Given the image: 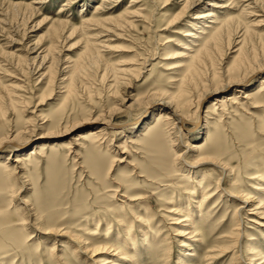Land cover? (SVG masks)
Masks as SVG:
<instances>
[{
  "label": "rangeland",
  "instance_id": "374dc122",
  "mask_svg": "<svg viewBox=\"0 0 264 264\" xmlns=\"http://www.w3.org/2000/svg\"><path fill=\"white\" fill-rule=\"evenodd\" d=\"M182 2L0 0V140L29 137L19 149L0 148V239L5 247L13 244L11 253L0 250V264H54V243L53 254L65 264H122L127 251L136 254V264H253L251 249L264 253V208L256 205L264 191L255 190L264 182V87L258 92L264 71L246 85L221 89L243 75L245 68L235 65L243 53L264 68V0H200L197 9L185 12ZM217 2L227 6L214 9L215 23L227 21L219 51L213 42H202L209 31L192 20ZM189 31L193 38L185 37ZM199 46L211 55L200 66L202 81L184 84ZM239 88L253 97L248 103L237 95ZM200 91L216 93L209 92L195 113ZM229 94L238 96L236 103L212 108ZM148 101L149 112L138 124L119 129ZM163 101L181 105L180 113L192 121L200 115L198 133L181 129L171 146L173 135L141 130V124L153 126L160 114L167 115L157 104ZM109 121L116 129L104 125ZM104 129L108 138L100 144L83 142V136ZM34 144L38 156L12 163ZM205 182L214 195L199 211ZM186 206L192 226L190 219L183 221ZM83 221L98 242H113L120 253L107 246L95 257L75 249L71 236ZM50 224L60 227L58 233L44 235ZM130 225L134 245L115 242L125 240ZM185 226L197 231L190 236ZM180 241L195 255L186 256L188 247L178 246ZM222 246L226 252H217ZM211 248L216 252L207 259Z\"/></svg>",
  "mask_w": 264,
  "mask_h": 264
},
{
  "label": "bare ground",
  "instance_id": "6f19581e",
  "mask_svg": "<svg viewBox=\"0 0 264 264\" xmlns=\"http://www.w3.org/2000/svg\"><path fill=\"white\" fill-rule=\"evenodd\" d=\"M217 1H222V0H217ZM183 12H185V11H189V10H194V9H197L199 6H200V0H183ZM225 8H227V6H225L224 5V3H221V2H217V3H214L211 7H209L208 9L209 10H203V11H201V12H197V13H194V16H193V18H192V20L195 22L194 24H195V26L196 27H198V24H202V27L203 28H207L208 29V31H209V33H207V34H204L205 35V39L202 41V42H204L205 40H208V41H211L210 43H212L213 42V44H214V47L215 48H219L221 45H220V42H222L223 40H221V38H222V33H223V28L225 27L224 26V24L227 22V21H225V22H223V21H221V22H219V23H215V21L214 20H217V18L215 17V14H214V12H215V10L214 9H225ZM201 9V8H200ZM61 11V10H60ZM128 14V13H127ZM179 18V17H178ZM179 20V19H178ZM213 20V21H212ZM175 21H177V19H175V20H173L171 23H170V25H172ZM231 21H232V19H231ZM130 22V21H129ZM129 22H124L123 23V25L125 24V25H128V24H130ZM206 23H209V24H211V25H213V26H210V27H208V25H206ZM228 24V23H227ZM66 25V24H65ZM122 25V24H121ZM122 25V26H123ZM118 26V25H117ZM118 27H120V25L118 26ZM85 29V28H84ZM238 29V28H237ZM125 30V29H124ZM204 31V30H203ZM74 32V31H73ZM228 32V31H227ZM236 32V31H235ZM83 33V32H82ZM229 33V32H228ZM227 33V34H228ZM234 33V32H233ZM244 34V33H243ZM238 35V34H237ZM230 36V35H229ZM185 37L186 38H193L194 37V35H193V33L192 32H186L185 33ZM242 40V39H241ZM229 41V40H228ZM226 43H227V41H226ZM229 43V42H228ZM202 44V43H201ZM211 45V44H210ZM91 46V45H90ZM203 46V45H202ZM200 47V48H198L197 49V51L195 52V55H193V56H191L190 58L191 59H193L194 60V64L192 65V66H189L186 70V76L184 77V79H186L185 81L183 80V82H184V84L185 83H188L189 81H193L194 82V84L195 85H197V81H202L201 80V75H202V73L200 74V66L203 64V65H205L204 64V62H206V60L208 59V61L210 60L209 58H210V54H209V51L206 49V47ZM205 46H207L206 45V43H205ZM212 46V45H211ZM228 46H229V44H228ZM95 47H98V46H96L95 45ZM208 48V47H207ZM214 48V49H215ZM95 49V48H94ZM209 49V48H208ZM213 49V48H212ZM242 49V48H241ZM54 50V49H53ZM222 50V49H221ZM49 51H50V49H49ZM48 51V52H49ZM217 51V50H216ZM218 51H219V49H218ZM217 51V52H218ZM51 52V51H50ZM49 52V53H50ZM237 52H238V50H237ZM95 53H98V52H95ZM220 53V52H219ZM44 54V53H43ZM48 54V53H47ZM205 54V55H204ZM222 54V53H221ZM237 54H239L240 55V53H237ZM45 55V54H44ZM249 54H245V53H243V57H241V59L238 61V62H236V66H237V69H239L241 66H243L244 68H245V71H244V73H243V75H240V79H238L237 77V81L235 80V82L233 81V83H232V81H230V83L228 84V82H227V84H225V85H223L222 87H221V89L222 90H226V89H230V88H232L234 85H237V86H243V85H246L250 80H252L253 78H255L256 76H258L259 75V73H261V72H263L264 71V68H257V66H254L255 65V63H257V60L258 59H255L254 57L253 58H249L250 56H248ZM43 57V56H42ZM252 57V56H251ZM261 57V56H260ZM263 57V56H262ZM45 58L46 57H44L43 58V61H45ZM221 59V58H220ZM43 61L41 62V63H43ZM52 62V61H51ZM41 63H40V65H41ZM219 64V63H218ZM258 64V63H257ZM260 64H262V63H259L258 64V67H259V65ZM77 65V64H76ZM263 65V64H262ZM261 65V66H262ZM180 67H182V66H177L176 67V69L177 68H180ZM214 67V66H213ZM232 67V66H231ZM74 67H72V69H73ZM76 69H75V71L77 70H79V69H81V65H77L76 67H75ZM218 68V67H217ZM72 69H70V70H72ZM224 69V68H223ZM229 70V69H228ZM233 70V69H232ZM80 71V70H79ZM224 71V70H223ZM72 72H73V70H72ZM213 72V71H212ZM217 72V71H216ZM228 72H230V71H228ZM232 73H233V71H232ZM75 75H76V73H75ZM205 75V74H204ZM217 75H219V74H217ZM221 75V74H220ZM242 76V77H241ZM219 78L221 77V76H218ZM224 77V76H223ZM231 77V76H230ZM229 77V78H230ZM68 79V78H67ZM222 78H220V80H221ZM219 80V79H218ZM224 80V79H223ZM222 80V81H223ZM231 80V79H230ZM62 82V81H61ZM216 82V81H215ZM190 83V82H189ZM188 83V84H189ZM192 83V82H191ZM200 83V82H199ZM209 83H211V81H209ZM208 83V84H209ZM222 83V82H221ZM224 83V82H223ZM222 83V84H223ZM259 83L261 84L260 86H259V91L258 92H261L262 91V88L264 87V76L259 80ZM180 84H181V82H180ZM212 84V83H211ZM218 84V83H217ZM219 84H220V82H219ZM218 84V85H219ZM221 84V85H222ZM10 85V84H9ZM8 85V88L9 87H12V86H9ZM62 85H63V83H62ZM70 85V84H69ZM181 85H183V84H181ZM190 85V84H189ZM204 85H205V83H204ZM204 85H203V87H204ZM216 85V84H215ZM75 86V85H74ZM192 86V85H191ZM181 87V89H182V87H184V86H180ZM207 87V86H206ZM208 87H209V85H208ZM215 87V86H214ZM13 88V87H12ZM69 88V87H68ZM185 88V87H184ZM197 88V87H196ZM190 89H191V87H190ZM12 90H14V88L12 89ZM186 91L187 90H189L188 89V87H187V89H185ZM192 90V89H191ZM190 90V91H191ZM200 90H201V88H200ZM209 90V89H208ZM211 90H212V88H211ZM218 90V89H217ZM217 90H215L216 92H217ZM190 91H189V93H190ZM202 91V90H201ZM200 91V92H201ZM7 92V91H6ZM12 92V91H11ZM68 92V91H67ZM178 92H179V90H178ZM177 92V93H178ZM204 92V91H203ZM210 92V91H209ZM204 92V93H202V95L200 96V97H198L199 99H198V101H197V107H196V112L195 113H198V111L200 110V104L203 102V100L210 94V93H216V92ZM247 92H249V91H247ZM247 92H245V91H243V88H239L238 90H237V95L239 94H241V95H243V100H246L245 102L246 103H248V101L250 100V98L252 97L251 95H250V93H247ZM181 94H182V92H180ZM252 93V92H251ZM180 94V95H181ZM7 95V94H6ZM237 95H235V94H229V95H227V96H224L223 98H222V100H220V99H215L214 100V102H212V108H215V107H223L224 108V106H226V103L227 104H234V103H236V101H235V99H236V97H238ZM178 96V95H177ZM177 96L176 97H171V99L174 101V99H176L177 98ZM253 98V97H252ZM11 99V98H10ZM193 100V99H192ZM254 100V99H253ZM252 100V101H253ZM256 100V99H255ZM140 100H138V101H136L135 100V104L137 103V102H139ZM151 103V102H150ZM221 103H223V104H221ZM149 104V101L147 102V104L146 103H144V105H143V103H142V105H141V111L139 112V115H137L134 119H132L131 121H129L128 122V124L125 126L124 124H121V125H118V127H119V129H121V130H124V129H127L128 128V126L130 125H135V124H138L139 123V121L142 119V118H144V115H146V113H148L149 111V108H150V104ZM157 104H159V106H160V109H162L163 111H167L166 112V116H164V115H159V117L158 118H156L155 119V124L153 125V126H149L148 125V122H145V123H143V124H141V126L140 127H142L141 128V130L143 129V130H147V132H150V131H152L153 132V130H155V131H157V132H161V135H163V137L165 136V138H167V137H169V135L171 134V135H173V139H170L169 140V142H170V145L171 146H173L174 144H175V142L177 141V140H179L180 139V135H182V133H181V129H183L185 132H187V133H190V132H193V131H196L197 132V130L199 129V127L201 126V116L200 115H198L197 114V116H196V119H195V121H192V120H190V117L188 118V116L186 115V114H183V113H180V109L182 108L181 107V105H179V104H177V105H174V106H172L171 104H172V102L171 101H169V102H165V101H163V102H160V103H157ZM220 104H221V106H220ZM257 104H259V103H257ZM172 107H171V106ZM254 105H255V103H254ZM259 107V106H258ZM231 110V109H230ZM213 111H214V109H213ZM165 114V113H164ZM188 114V113H187ZM112 115V114H111ZM215 116V115H214ZM127 123V122H126ZM174 124L176 125V126H174ZM106 127H114L115 129H116V127H115V125H113L112 123H110V121L108 122V123H105L104 124ZM116 125V126H117ZM90 129V128H89ZM106 129V128H105ZM98 130V131H96V132H93V133H91V135H89V136H83L82 137V140H83V142H86V143H98V144H100L105 138H108V129L107 130ZM112 129V128H111ZM139 129V128H138ZM172 130H175V131H173V132H171ZM137 131V130H136ZM176 131H178V133H179V136L177 135L178 133L176 132ZM21 132V131H20ZM155 133V132H154ZM177 133V134H176ZM198 133V132H197ZM132 135H135V133L133 132V133H131ZM166 134V135H165ZM159 135V134H158ZM150 137V136H149ZM29 137H27V136H25L24 134H23V136H22V134L20 135V134H17V135H14V136H9V137H6V138H4V139H2V140H0V148L2 149L3 147H12V149H19L21 146V144H20V142H24V141H26L27 139H28ZM130 141V140H129ZM134 142V141H133ZM25 143V142H24ZM104 143V142H103ZM102 143V144H103ZM126 143V142H125ZM38 145L37 144H34V145H32V148H29V149H27V150H22L19 154H17V156H16V158L12 161V163L14 164V165H21L22 163H24L25 161H27L28 159H30L31 158V155L32 156H38L39 155V152H38ZM124 148V147H123ZM11 149V148H10ZM42 149H44V148H42ZM195 150V146L194 147H192V150L191 151H193L194 152V150ZM123 150H125V148L123 149ZM199 150V149H198ZM26 153H30L29 155L30 156H26ZM121 153H124V152H121ZM11 155L9 154L8 156H7V160H9ZM175 156H176V158H175V160L176 159H178V155H176L175 154ZM3 157H4V155L3 154H1L0 155V160L1 159H3ZM92 159V158H91ZM115 159V158H114ZM159 161H160V159H159ZM116 162H117V160H116ZM165 162V161H164ZM209 162V161H208ZM115 163V162H114ZM160 163V162H159ZM216 163V162H215ZM160 164H163L162 163V161H161V163ZM211 164H212V162H211ZM212 165H214V163L212 164ZM220 167H222V165H220ZM225 167V166H224ZM222 169H223V167H222ZM221 169V170H222ZM20 170V169H19ZM227 170V169H226ZM223 171H224V169H223ZM257 171H259V170H257ZM226 173V172H225ZM92 174V173H91ZM98 174V173H97ZM220 176H222V175H220ZM225 178V177H224ZM258 178V177H257ZM221 181V180H220ZM224 181V180H223ZM192 183H195L194 181L192 182ZM204 182H198L197 184H198V186L200 187V185L201 184H203ZM257 186V187H256ZM254 188H255V190H261V191H264V182H263V184H258V185H256ZM209 187H210V183L209 182H205V185H202V188H201V191H202V201L199 203V207H198V209H199V211H200V208L205 204V201H207V203L208 202H210V199L213 197V195L214 194H211V195H209L210 193H211V191H209L208 189H209ZM218 186H216V188H217ZM215 188V189H216ZM214 189V190H215ZM192 190H193V188H192ZM192 192V191H191ZM214 192V191H213ZM216 194V193H215ZM263 194H264V192H263ZM215 196H217V194L215 195ZM207 199H209V200H207ZM256 205H258V209H260V208H264V200L263 199H259L258 201H257V203H256ZM178 208H180L181 209V206H179ZM176 210V209H175ZM177 211V210H176ZM175 212V211H174ZM171 213V212H170ZM173 213V212H172ZM183 213H184V216H183V221H187L188 219H190V220H188L189 221V223H190V226H192L194 223V221H192V220H194V217H193V215H192V213H191V211H190V209H189V207L188 206H186V208H185V210L183 211ZM261 213V215L263 214L264 215V213H262V212H260ZM259 213V214H260ZM145 219V218H144ZM148 220V219H147ZM147 220H144L145 222L147 221ZM21 221H22V219H21ZM23 221H25V220H23ZM22 221V222H23ZM192 221V222H191ZM241 220L240 219H238V220H234L233 221V224H232V226L233 227H235V229L233 230V231H236L237 230V226L239 225L238 223L240 222ZM138 222V221H137ZM83 223H85V225H83L82 226V228H81V231H75V234L74 235H72L71 237V239H72V241L75 243V245H74V248L75 249H78L79 251L80 250H84L85 252H88L89 254H94V256L95 257H97V255H99V253H100V251H104L105 250V248L108 246V248H113V247H115V245H117V244H114L113 242H105V243H103L102 244V242H98L95 238H94V235L96 234V233H94L93 232V230L92 229H90V227H89V225H90V223L88 222V221H83ZM120 224H122V225H124V222L123 221H120ZM51 225V224H50ZM56 225V224H55ZM99 225H100V222H97L96 223V228H95V231H97L98 230V228H99ZM9 227V226H8ZM185 227H189V226H185ZM7 228V227H6ZM10 228V227H9ZM58 228H60V227H56V226H54L53 224L51 225V226H49V227H47L46 229H45V231H44V235H53V234H56V233H58ZM108 228H110L109 226H108ZM108 228H107V231H108ZM125 228V227H124ZM132 228H133V226L132 225H130V226H128V227H126V230H124L125 231V233H126V235L128 236V238H127V236H126V238H127V241H126V238H125V240H122V239H120V238H117L116 240H114L115 242H119V243H121L122 245H134V241H135V236L134 235H130V231L132 230ZM2 229V228H1ZM189 230H190V233L188 234V235H192V234H194L197 230L196 229H194L193 227H189ZM107 231H106V233H104V235L106 236L107 235ZM3 232V231H2ZM4 232H5V230H4ZM7 232H9V231H6V233ZM234 234L233 235H237V237H239L238 235H240V233H236V232H233ZM9 234V233H8ZM65 234V233H64ZM63 234V235H64ZM143 235H144V240H145V237H146V233H143ZM3 239H4V237L3 236H1ZM109 237V236H108ZM201 237H202V235H201ZM190 238V237H189ZM189 238H187V239H189ZM110 239V238H109ZM13 240H14V238H13ZM15 243V242H14ZM8 244L9 245H7L6 247H5V243H4V241H2L1 239H0V250L1 251H3V253L4 254H6V253H11V251H12V249H8L9 248V246L10 245H13L12 244V242H8ZM55 245H56V243H54L53 244V246H52V248H51V250H50V257L54 260L53 262H54V264H65V262L62 260V259H58V258H56L55 257V255L53 254L54 253V250L56 249V247H55ZM178 246H180V247H188V252L189 253H187V254H185L186 256L188 255V256H193V255H195V253H194V250H193V248H191V245H185L184 244V242L183 241H180L179 242V244H178ZM178 248V247H177ZM217 248V247H216ZM226 248H227V246H222V247H220V249H219V251H217V252H219V253H225L226 252ZM17 249H20V247L19 246H17ZM5 250V251H4ZM115 250L117 251V252H119L120 253V249L119 248H116L115 247ZM132 250V249H131ZM134 250V249H133ZM211 250L212 251H209V252H206V258L207 259H213V255H214V252H216V249H213V248H211ZM225 251V252H224ZM251 251H254L251 255H250V257L251 258H253V259H251V260H249V262L250 261H255L253 264H264V253H261L258 249H251ZM10 255V254H9ZM136 254H134V253H131V252H126L125 254H124V257L127 259V262H122V264H136V261L134 260V256H135ZM166 256L165 257H167L168 255L167 254H165ZM250 257H249V259H250ZM5 258V257H4ZM28 262V261H27ZM106 263H108V262H105V264ZM111 263H113V264H115L114 262H111ZM21 264H24V263H21ZM41 264V263H40ZM92 264H94V262H92ZM186 264H192V262H188V263H186Z\"/></svg>",
  "mask_w": 264,
  "mask_h": 264
}]
</instances>
